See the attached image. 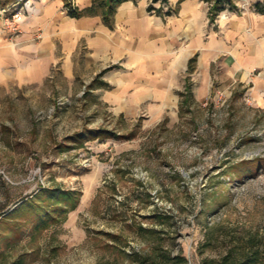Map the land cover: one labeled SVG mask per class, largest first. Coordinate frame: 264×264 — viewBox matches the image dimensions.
<instances>
[{
  "label": "rangeland",
  "instance_id": "374dc122",
  "mask_svg": "<svg viewBox=\"0 0 264 264\" xmlns=\"http://www.w3.org/2000/svg\"><path fill=\"white\" fill-rule=\"evenodd\" d=\"M218 71L203 102L185 92L178 113L131 119L92 112L85 94L54 83L3 90L0 219L16 210L0 221V264H221L254 249L263 258L264 103ZM27 199L51 212L43 227L34 230Z\"/></svg>",
  "mask_w": 264,
  "mask_h": 264
},
{
  "label": "crops",
  "instance_id": "0c3cea01",
  "mask_svg": "<svg viewBox=\"0 0 264 264\" xmlns=\"http://www.w3.org/2000/svg\"><path fill=\"white\" fill-rule=\"evenodd\" d=\"M28 1L33 11L18 31L0 22V94L54 83L65 96L85 94L92 112L100 105L126 119L176 114L188 87L196 101L207 99L218 68L224 86H247L264 103V13L254 8L263 0H248L242 15L225 9L213 22L204 0H168L169 16L149 12L150 0L126 1L112 28L100 16H69L65 0ZM70 2L79 10L91 4Z\"/></svg>",
  "mask_w": 264,
  "mask_h": 264
},
{
  "label": "trees",
  "instance_id": "16d2710c",
  "mask_svg": "<svg viewBox=\"0 0 264 264\" xmlns=\"http://www.w3.org/2000/svg\"><path fill=\"white\" fill-rule=\"evenodd\" d=\"M126 1H136V0H91V4L89 7L79 10L76 8L70 0H65V8L67 10V13L69 16L74 17V18H80L82 16H100L101 19H103L104 25L108 26L109 28L113 27L114 23V16L117 11V8L119 5ZM208 2L209 4V11H208V18L210 22H213L216 17L219 15V13L225 9L233 10L236 8L233 0H204ZM168 0H150L149 5L147 6V9L149 12H155L157 14H163L165 16L171 15L170 11L163 12L162 11V5L167 4ZM160 5V7H156V5ZM255 10L260 13H264V4L261 6L259 3L255 4L254 6ZM196 61V58H192L189 62L188 71L191 72L194 70V63ZM186 93H190V88L186 89ZM184 96V95H183ZM55 193L53 192H48L49 200L52 198H55L54 196ZM72 192L69 191H64L60 195L62 199L68 197V199H72ZM58 201L60 202L61 200L58 198ZM26 207L27 210H31V208L34 207L36 209L37 216L39 217L36 225H34V230L38 229L40 227H43L49 218L52 217L51 212L49 210H43L41 207H37L32 203L30 200H26ZM16 208L13 210L9 211L6 215L2 216L5 217L6 219H9L10 216L15 212ZM0 219V221L2 220ZM156 255V252L153 253ZM142 262L150 263V264H157L155 261L154 257L148 258L145 255L140 256ZM162 258L164 261H175L176 264H187V260L185 257L181 255H175L170 257L169 255H162ZM238 260V261H237ZM13 264H20L19 260L14 262ZM210 264H213V262H210ZM221 264H264V257L262 258L261 253L259 249H254L251 250L250 254H244L242 255L241 253L238 254L237 258H232L231 255L225 256L222 258Z\"/></svg>",
  "mask_w": 264,
  "mask_h": 264
},
{
  "label": "built area",
  "instance_id": "2783aa9c",
  "mask_svg": "<svg viewBox=\"0 0 264 264\" xmlns=\"http://www.w3.org/2000/svg\"><path fill=\"white\" fill-rule=\"evenodd\" d=\"M33 11L28 0H15L8 7L0 8L1 24L12 32L19 30L21 19Z\"/></svg>",
  "mask_w": 264,
  "mask_h": 264
}]
</instances>
